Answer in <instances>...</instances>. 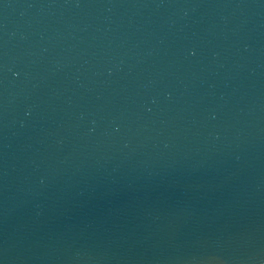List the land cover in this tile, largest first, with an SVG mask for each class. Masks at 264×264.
<instances>
[{
    "label": "water",
    "instance_id": "obj_1",
    "mask_svg": "<svg viewBox=\"0 0 264 264\" xmlns=\"http://www.w3.org/2000/svg\"><path fill=\"white\" fill-rule=\"evenodd\" d=\"M0 264H264V0H0Z\"/></svg>",
    "mask_w": 264,
    "mask_h": 264
}]
</instances>
